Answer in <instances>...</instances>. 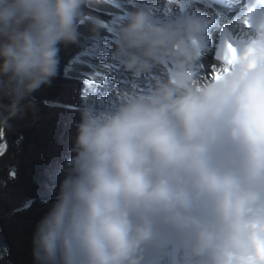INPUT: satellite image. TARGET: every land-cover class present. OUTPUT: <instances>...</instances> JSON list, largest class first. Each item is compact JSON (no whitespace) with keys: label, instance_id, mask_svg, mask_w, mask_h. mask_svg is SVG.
<instances>
[{"label":"clouds","instance_id":"clouds-1","mask_svg":"<svg viewBox=\"0 0 264 264\" xmlns=\"http://www.w3.org/2000/svg\"><path fill=\"white\" fill-rule=\"evenodd\" d=\"M113 2L0 0V131L36 110L32 94L57 75L58 46L77 44L83 24L95 39L104 25L91 10ZM259 8L250 0V39L225 43L208 78L195 68L212 18L126 13L112 59L133 78L151 76V87L117 93L110 109H79L74 155L34 231L36 264H146L163 231L187 236L196 264H264Z\"/></svg>","mask_w":264,"mask_h":264},{"label":"trees","instance_id":"trees-1","mask_svg":"<svg viewBox=\"0 0 264 264\" xmlns=\"http://www.w3.org/2000/svg\"><path fill=\"white\" fill-rule=\"evenodd\" d=\"M90 14L110 30L116 24L113 14L95 9ZM58 47L57 75L32 94L36 110L12 120L6 131L7 148L0 155V264H36V225L56 201L62 167L74 155L79 109L95 91V82L72 78L68 71L82 57L95 55L98 45L79 35L77 44Z\"/></svg>","mask_w":264,"mask_h":264},{"label":"bare ground","instance_id":"bare-ground-1","mask_svg":"<svg viewBox=\"0 0 264 264\" xmlns=\"http://www.w3.org/2000/svg\"><path fill=\"white\" fill-rule=\"evenodd\" d=\"M236 4L237 0H122L119 7L124 9L125 7L132 6L133 10L136 8L147 9L153 14V19L160 23H172L182 16L194 15L210 17L213 21H217L218 19L215 20V17H219L222 18L220 20L229 22L230 15L233 13ZM111 42H113V48L108 56L109 62H102L105 65L103 67L104 72H102L109 78L108 81L111 85L109 84V89L102 88L99 97L100 100H103V97L105 99L104 102L101 101L100 105L114 107L117 93L133 89L138 92H145L151 87L152 77L145 76L146 81L133 78L130 73L126 72L112 59V52L114 51L115 45L114 40H111ZM115 65L117 68H114ZM218 67L219 62L214 60L208 51L203 50L200 56H198L195 71L199 78H208ZM172 233L171 231H163L155 244L145 249L144 257H149L150 263L156 261L157 264H169V252L166 246V239L167 236H172ZM157 250L160 251V254L159 252L157 253Z\"/></svg>","mask_w":264,"mask_h":264},{"label":"rangeland","instance_id":"rangeland-1","mask_svg":"<svg viewBox=\"0 0 264 264\" xmlns=\"http://www.w3.org/2000/svg\"><path fill=\"white\" fill-rule=\"evenodd\" d=\"M118 4V3H117ZM132 4V3H131ZM126 5V4H125ZM125 5H124V7H125ZM127 8V9H126ZM126 9V10H125ZM130 10H133L132 9V6H129V7H125L124 9H120V11H121V13H122V15H121V13L120 14H118V13H113L114 14V16H115V20H116V24H113L112 25V33H113V35H114V30H115V28L116 27H118L122 22H123V20H124V17H125V15H124V13L125 12H127V11H130ZM135 10V9H134ZM123 11V12H122ZM154 13V12H153ZM156 13V12H155ZM119 21V22H118ZM155 22H157V23H160V22H158V21H156L155 20ZM166 23H171V22H166ZM104 25V24H103ZM103 27H106L107 29H108V26H106V25H104ZM105 39V38H104ZM100 40V38H96V41H99ZM96 41H94V42H96ZM106 41L109 43L110 42V39L109 38H107L106 39ZM106 42V43H107ZM97 43V42H96ZM97 45H98V47H99V49L95 52V55H93V56H85V57H83V58H85V62L86 63H88V66H89V68L88 69H90V71H91V76L94 78L93 80L95 81V82H97V80H98V83H96L95 84V87H96V93H94V96L96 97V99L101 95V89L100 90H98V88L100 87V88H102L103 86H105L106 85V89H109L110 87H108V85H109V83L108 82H106L105 80H108L109 78L107 77V76H105L103 73H102V71L104 72V70H103V67L105 66L103 63L101 64V63H99V60L100 59H104L105 61H107L109 58H108V56L107 57H104V55L107 53V54H109L110 52H111V50H109V49H112L113 47H111V48H109L108 46H107V44H104L103 42H101V43H97ZM109 48V49H108ZM95 57H97L98 58V60H96L95 62H92L91 61V59H93V58H95ZM107 62H109V60L107 61ZM81 63V62H80ZM114 68H117V66L115 65L114 66ZM84 69H87L86 68V66H84L79 72H78V74H80V75H82L83 74V71H85ZM102 69V70H101ZM70 71H72V70H70ZM86 72V71H85ZM97 74H98V78H96V76H97ZM71 77V76H70ZM72 78H75V79H80V77H72ZM82 80V79H81ZM85 80H88V78L87 79H85ZM139 80H142V81H146V79H145V77H143V78H139ZM114 83V82H113ZM111 85V84H110ZM109 85V86H110ZM104 88V87H103ZM103 93V92H102ZM103 97V96H102ZM89 100H87L88 101V103L90 102V104H92V102H94L95 101V98H93V99H91V96H89V98H88ZM90 99H91V101H90ZM103 100H100V97H99V100H98V103H101V101H105V99H104V97L102 98ZM113 108V107H112ZM1 142H2V138H1V141H0V144H1ZM7 148V147H6ZM6 148L4 147V145L2 146V147H0V155H2L3 154V151H5L6 150Z\"/></svg>","mask_w":264,"mask_h":264},{"label":"water","instance_id":"water-1","mask_svg":"<svg viewBox=\"0 0 264 264\" xmlns=\"http://www.w3.org/2000/svg\"><path fill=\"white\" fill-rule=\"evenodd\" d=\"M119 2H121L122 0H118ZM118 5H114V4H101V5H97L94 9L98 10V11H102V12H107V13H118L120 14L121 11H119L117 9ZM122 15V13H121ZM125 15V14H124ZM78 32L79 35H82L84 37H90L92 38V33L90 31V26L88 24H83L78 28ZM107 37H112L111 33L105 28L102 27L98 30L97 33V37L96 38H100V41L103 42L104 44H108V42L106 41ZM105 38V39H104ZM107 42V43H106ZM83 67L80 66L79 64H75L73 65V70L69 71L68 74L71 77H82V75L78 74V72L82 69ZM3 145H6V136H5V131H4V136L2 137V142L0 144V147H2Z\"/></svg>","mask_w":264,"mask_h":264},{"label":"snow or ice","instance_id":"snow-or-ice-1","mask_svg":"<svg viewBox=\"0 0 264 264\" xmlns=\"http://www.w3.org/2000/svg\"><path fill=\"white\" fill-rule=\"evenodd\" d=\"M245 23H247V22L245 21ZM252 51H253L252 49H249V53H251ZM225 71H227V69H225ZM216 75H217V77H219V73H216ZM96 78H98V74H97ZM97 82H98V80H97ZM3 136H4V132L0 131V137H3ZM4 147L6 148L7 145H4Z\"/></svg>","mask_w":264,"mask_h":264}]
</instances>
